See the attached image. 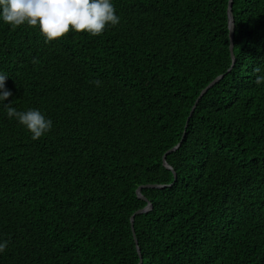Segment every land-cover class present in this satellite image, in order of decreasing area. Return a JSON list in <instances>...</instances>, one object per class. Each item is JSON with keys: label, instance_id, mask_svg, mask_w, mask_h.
Listing matches in <instances>:
<instances>
[{"label": "trees", "instance_id": "trees-1", "mask_svg": "<svg viewBox=\"0 0 264 264\" xmlns=\"http://www.w3.org/2000/svg\"><path fill=\"white\" fill-rule=\"evenodd\" d=\"M228 2L113 0L49 43L0 21L4 103L53 122L0 105V264H264V0L232 1L229 72Z\"/></svg>", "mask_w": 264, "mask_h": 264}, {"label": "clouds", "instance_id": "clouds-1", "mask_svg": "<svg viewBox=\"0 0 264 264\" xmlns=\"http://www.w3.org/2000/svg\"><path fill=\"white\" fill-rule=\"evenodd\" d=\"M0 21L12 27H38L45 42L49 43L70 30L100 36L107 28L119 25L121 17L116 14L113 0H0ZM255 71L259 72V68ZM8 78L0 72V105H3L6 117L23 126L32 140L40 139L53 128L52 120L38 108L20 111L12 106V102L5 104L12 95L5 87ZM92 83L96 87L101 85L99 80ZM255 83L264 85V75H257ZM8 245L7 239H0V254Z\"/></svg>", "mask_w": 264, "mask_h": 264}, {"label": "water", "instance_id": "water-1", "mask_svg": "<svg viewBox=\"0 0 264 264\" xmlns=\"http://www.w3.org/2000/svg\"><path fill=\"white\" fill-rule=\"evenodd\" d=\"M232 1H233V0H229V2H228V9H227L228 20H229V36H230L229 50H230V55H231V58H232V65H231V67L228 69V72H229L230 69L234 66V63H235V56H234V53H233L234 20H233V16H232ZM223 76H224V75H219V76H217V77H216L213 81H211V82H210V83H209L204 89H202V91L200 92V94H199V96H198V98H197L195 104L193 105L192 109L190 110L189 116H188L187 121H186V124H185V128H186L187 125H188V121H189L190 117L192 116V113H193L194 109L196 108V105H197L198 101H199V100L202 98V96H203V95H204V94H205V93H206V92H207V91H208V90H209L214 84H216V83H217V82H218ZM184 135H185V132L183 133L182 139L184 138ZM178 146H179V144H178L176 147H174V148L168 150V151L165 153V155L168 154V153H170V152H172V151H174V150H176V149L178 148ZM165 155H164V156H165ZM163 161H164V165H165L167 168H170V169H171V167L167 165L166 160H165V157H163ZM145 187L161 188V187H163V185L153 184V185H146ZM141 188H142V187H139V188L136 190V193H137V195H138L140 198H142V199L145 200V197H143V196L140 195V189H141ZM149 209H151V204H150V203H148L143 209H140V210L136 211V212L131 216V218H130L131 227H132V232H133V236H134V239H135V240H136V238H135L134 228H133L134 216H135L136 214H140V213L146 212V211H148ZM136 242H137V241H136ZM138 252H139V249H138ZM139 264H142V258H141V256H140Z\"/></svg>", "mask_w": 264, "mask_h": 264}]
</instances>
